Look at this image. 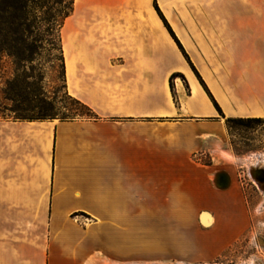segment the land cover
<instances>
[{
    "label": "crops",
    "instance_id": "crops-1",
    "mask_svg": "<svg viewBox=\"0 0 264 264\" xmlns=\"http://www.w3.org/2000/svg\"><path fill=\"white\" fill-rule=\"evenodd\" d=\"M60 32L68 92L96 117L0 119V264H124L147 253L142 220H173L141 207L237 202L217 156H193L207 137L226 157L225 118H264V0H73ZM230 213L202 216L214 254Z\"/></svg>",
    "mask_w": 264,
    "mask_h": 264
},
{
    "label": "rangeland",
    "instance_id": "rangeland-1",
    "mask_svg": "<svg viewBox=\"0 0 264 264\" xmlns=\"http://www.w3.org/2000/svg\"><path fill=\"white\" fill-rule=\"evenodd\" d=\"M54 1L34 0L27 8L26 22L30 25L31 39L38 48L37 54L28 65L29 71L40 77L45 92L56 101H61V105H65L68 102L64 97L65 88L67 92L68 89L65 75V88L63 86L59 48L63 55L60 30L69 0ZM15 68L12 58L1 56L0 81L12 77ZM92 113L96 117L93 111ZM224 123L225 132L220 148L227 152L226 157L219 158L220 151L216 149L213 152L212 143L206 137L202 153L195 154L193 159L210 163L212 156H217V167L228 173L230 180L227 186L236 189L237 202L230 206L207 204L188 207H141L142 219L152 218L155 214L163 213V208H168L172 210L173 220H142L141 250L147 253L136 258L126 256L124 264H264V181L259 182L260 173L264 175V120L248 123H226L224 120ZM251 171L255 177L251 176ZM223 209H231V219L240 222L242 226L236 239L220 253L214 254L215 246L211 240L218 222L205 225L201 218L207 213L215 219ZM181 213L183 216L187 214L183 221L180 220ZM86 215L83 212L80 215L74 214L82 223L88 222ZM154 233L158 236H154ZM154 243L156 247L153 246Z\"/></svg>",
    "mask_w": 264,
    "mask_h": 264
},
{
    "label": "trees",
    "instance_id": "trees-1",
    "mask_svg": "<svg viewBox=\"0 0 264 264\" xmlns=\"http://www.w3.org/2000/svg\"><path fill=\"white\" fill-rule=\"evenodd\" d=\"M45 1V0H44ZM48 1V0H46ZM55 0L54 2H60ZM34 0H0V57L12 58L16 68L12 77H7L0 81V119L12 120H73L76 118L94 117L91 109L68 94L64 82L63 55L61 56V76L65 88V99L67 103L61 105V101H56L54 97L48 95L41 85V79L29 71L28 64L37 54V46L31 39L29 23L26 22L27 8ZM73 0L68 1L67 11L63 14L66 18L72 9ZM158 14L161 16L165 26L173 36L178 47L188 60L182 46L174 36L165 19L162 17L158 7L154 3ZM24 13V14H23ZM189 61V60H188ZM189 64L191 65L190 61ZM29 66V67H27ZM193 70L194 67L191 65ZM180 76V73H172L169 76V86L173 94L172 78ZM200 82L203 84L202 80ZM175 99V98H174ZM264 118L257 117H227L225 122H258Z\"/></svg>",
    "mask_w": 264,
    "mask_h": 264
},
{
    "label": "bare ground",
    "instance_id": "bare-ground-1",
    "mask_svg": "<svg viewBox=\"0 0 264 264\" xmlns=\"http://www.w3.org/2000/svg\"><path fill=\"white\" fill-rule=\"evenodd\" d=\"M259 173H260V172H259ZM250 174H251L252 177H255V176H254V172L251 171ZM260 174H261V178H260L259 182H262V181H264V175H263L262 172H261ZM207 220H208V219H207Z\"/></svg>",
    "mask_w": 264,
    "mask_h": 264
},
{
    "label": "water",
    "instance_id": "water-1",
    "mask_svg": "<svg viewBox=\"0 0 264 264\" xmlns=\"http://www.w3.org/2000/svg\"><path fill=\"white\" fill-rule=\"evenodd\" d=\"M207 214V213H204V215ZM208 215V214H207ZM209 216V215H208ZM201 221H202V218H201ZM203 222V221H202Z\"/></svg>",
    "mask_w": 264,
    "mask_h": 264
}]
</instances>
